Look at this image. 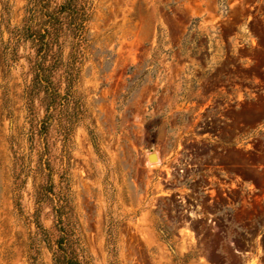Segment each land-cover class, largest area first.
<instances>
[{"label":"rangeland","instance_id":"obj_1","mask_svg":"<svg viewBox=\"0 0 264 264\" xmlns=\"http://www.w3.org/2000/svg\"><path fill=\"white\" fill-rule=\"evenodd\" d=\"M34 1L0 0V264H264V0H79L49 109Z\"/></svg>","mask_w":264,"mask_h":264},{"label":"trees","instance_id":"obj_2","mask_svg":"<svg viewBox=\"0 0 264 264\" xmlns=\"http://www.w3.org/2000/svg\"><path fill=\"white\" fill-rule=\"evenodd\" d=\"M42 0H35L34 6ZM46 9V10H44ZM40 17L33 21L29 15L20 28L25 40H30L34 53L29 59L31 78L27 85V98L32 103L33 92L42 90L48 100L47 108H52L55 101V89L52 76L61 60V44L59 38L67 30L78 35L88 19L87 6L79 0H63L53 8L40 6ZM73 84L72 79L66 77V88ZM54 264H81L75 255L68 252L64 246H59L54 255Z\"/></svg>","mask_w":264,"mask_h":264},{"label":"water","instance_id":"obj_3","mask_svg":"<svg viewBox=\"0 0 264 264\" xmlns=\"http://www.w3.org/2000/svg\"><path fill=\"white\" fill-rule=\"evenodd\" d=\"M156 157V152H150L149 154H148V158H149V160L151 159H154Z\"/></svg>","mask_w":264,"mask_h":264},{"label":"bare ground","instance_id":"obj_4","mask_svg":"<svg viewBox=\"0 0 264 264\" xmlns=\"http://www.w3.org/2000/svg\"><path fill=\"white\" fill-rule=\"evenodd\" d=\"M154 159L156 160V162H158L159 157L156 155Z\"/></svg>","mask_w":264,"mask_h":264}]
</instances>
